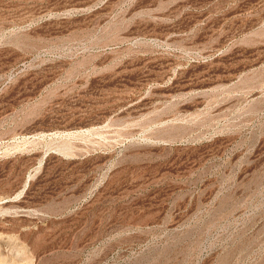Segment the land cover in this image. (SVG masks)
<instances>
[{
  "label": "rangeland",
  "instance_id": "obj_1",
  "mask_svg": "<svg viewBox=\"0 0 264 264\" xmlns=\"http://www.w3.org/2000/svg\"><path fill=\"white\" fill-rule=\"evenodd\" d=\"M0 264H264V0H0Z\"/></svg>",
  "mask_w": 264,
  "mask_h": 264
}]
</instances>
